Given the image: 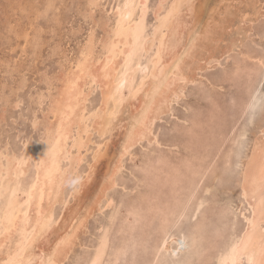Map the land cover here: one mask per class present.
<instances>
[{"label": "rangeland", "instance_id": "1", "mask_svg": "<svg viewBox=\"0 0 264 264\" xmlns=\"http://www.w3.org/2000/svg\"><path fill=\"white\" fill-rule=\"evenodd\" d=\"M89 1L0 0V152L3 154L1 157V160L3 162H6L7 156L13 154L17 155L19 158H25V160H28L31 156L30 152H32L31 149L33 148L32 145H34V143L35 148L40 149V147H42L41 145L43 143V139L46 138L45 136H47L48 132L47 126L50 124V122H54L56 119V117H53L55 115L52 112L50 114L51 106L48 107L50 103L49 99H51L52 104V98L58 95L61 91L63 80L64 78H66V76H68V74L71 73V66L73 68V66L75 65L76 59L80 55L81 48L84 43H86L90 33L93 31L95 35L97 34L98 36L96 35V37L98 40H101L103 37H105V28H109L111 25H113L114 12L118 7L117 4H119L123 0H96L94 6L88 4L87 2ZM216 1L218 2L219 0L208 1L209 3L207 7L203 10L205 11V13L200 12L202 16L200 15V13L197 14L195 12L197 11V9L195 8V10L193 9V12H195L196 15L201 16L200 18L203 22H205L207 20L206 16L208 18V15L211 14L212 6L217 3ZM197 2H199V0H194L193 7L197 8V5H199V3L197 4ZM235 2L234 4H238V0ZM261 2L264 7V0H261ZM158 4L159 0H149V12L147 19L148 26L150 25L149 27L151 30L147 27L148 31L146 29V33H144L143 35L144 37L140 39L142 42L140 41L141 45L140 47L138 46V48L140 49H138L139 54L137 53L139 57H142L139 59L141 62H139L143 66L156 54V46H153V48L151 49L152 51L149 50L148 52H146V50L143 49L142 46L153 36L152 30H154V24L156 23V16L154 14L155 8L158 6ZM210 4L212 5L210 6ZM239 6L243 7L242 4H239ZM93 8L95 11L93 10ZM207 9H209L210 11H208ZM139 10L138 13L140 12ZM187 13L188 12L186 11L185 23H187L188 21L189 23L187 25L185 24L183 30L184 38L181 44L182 48L185 45L189 46V36L193 37V35H197L201 29V24L198 26L196 25L195 27L197 32L194 31L196 19H194V15H189ZM104 17L109 18L105 20ZM203 17H205L206 20ZM102 18H104V20ZM236 21V23H238L237 19ZM250 23L252 22L249 20L246 21L245 27ZM243 24L244 23H241V25ZM236 26L237 25H235L234 28H236ZM191 31H194L192 32L193 35L190 33ZM235 33L233 32V34ZM245 33L246 34L242 43V47L240 46L239 48L232 50V52L226 55L227 57L225 55L222 56L220 61L217 62L220 64H218L213 70H197V77H199L200 79L189 84L186 87L188 89L184 90V95L179 100H174L172 102L170 109L171 111H168L167 114H163L161 118L156 121L154 132L157 135V140L151 141V139H144L146 141H141L137 144V146L132 148V150L125 155V161H123L124 165L122 166L123 169H121L117 174L116 186L110 188L112 190H108V197H104L97 209L94 210L95 212H92V214L89 216L87 225L85 228L81 229L79 238L76 242V244H79L74 246L72 250L73 252L69 254L70 257L68 256L69 258L65 260L66 262H64V264H89L94 255L93 252H95L97 246L99 245L102 233L106 227L110 230V237L108 238V244L101 264H149L151 260V264H165L167 257L172 258L166 253H164L166 257L162 253H160L153 261L154 252L156 253V246L158 243L156 239L158 238V240H160L159 237L161 236L159 235H162L163 228L166 227L163 225H170V223H172V219L170 218H173L172 212L174 213L179 207L186 206V201L188 204L187 210L184 217H182L178 228L180 230H184L189 248L185 252L180 253L177 260L180 264H215L217 260L216 254L219 249L225 247L228 241L231 239V236L233 234H238L240 229L246 223L244 215L248 214V210L246 209L247 204L244 202V198L239 188V179L242 172L241 164L246 160V154L249 152L252 141L255 138L256 134L260 131L261 126L264 124L262 120L264 116V80L260 81V79L262 78V74H264V18H262L258 22H255L252 30L248 31V33ZM237 36H240V38L243 37V35L239 34ZM196 43H202V40H196ZM36 46L39 47L36 48ZM98 49H100L99 44L97 45L96 53L99 52ZM235 50L239 52L237 53ZM178 56L180 62H182L185 57H187L186 52L183 53L182 50H180ZM146 58L148 60L147 62ZM70 62H72L73 65L72 63L70 65ZM225 64L228 66H226ZM224 65L226 68L224 67ZM214 70H216V73H213L215 72ZM141 72V70L137 71L134 77L135 81L133 80L134 82H132L131 85H135L136 87L138 86L143 75V72L142 74ZM63 73L66 74L64 77L62 76L64 75ZM200 75L202 77H200ZM209 75L211 76L209 77ZM49 76L50 78H48ZM51 77L55 78L51 79ZM59 79L62 81V83ZM261 82H263V88H261ZM98 83L95 82L93 83L94 86L92 85L90 87H85L86 91L90 93V99H87L86 101L87 105L85 106V114L87 116H91L88 120V124H90L89 129L91 131L89 130V132L92 142L90 141V144L88 143L86 147H84V152H82L83 158L85 157L86 159H83L84 161H81L80 167L78 166L77 170L75 171L76 174H72V181L70 180L68 182L70 184L67 183L68 185L65 186L64 197L65 201L69 203H58L54 209L53 221H56V226H58L59 223L62 222L63 215L67 210L66 207L69 206L70 203L75 204L74 202L80 200L81 206H79L80 208L82 207V209H84L83 207L88 204L85 201L90 200L93 192L97 188L99 180L102 178L103 174L106 173L108 168L107 166H109L108 164H110L109 162H111L113 156L118 153L122 136L128 125V122L130 121L129 114L135 111L136 108V105L133 103L134 100H130V89L126 88L124 97L126 102L129 100L130 103L127 102L128 106H126L123 111L124 115H122V117L120 118L117 128L112 131L113 133L111 132L108 133L109 135L107 134L102 136L94 128V118L92 116L94 112H97L99 110L102 102L101 85L100 83ZM96 84L98 85L96 86ZM50 86L53 87V90H50V88L52 89V87ZM253 87H258V89L261 90L259 91L262 94L257 92L254 97L255 99H250V94ZM54 90H56L55 92H57V94L53 93ZM190 90L192 91V93H194L192 94ZM3 91H5L6 93H3ZM49 91L51 92L50 94ZM37 93L38 95H43V98L45 97V101L41 98L42 96L40 97L41 99L38 98L40 95L36 96ZM188 93L191 96L188 95ZM48 95L51 96L48 97ZM259 100L261 102L263 101V103L261 104ZM95 103H98V106L95 105ZM110 105H113V102ZM123 107L124 104L121 108ZM42 109L46 112V114L44 111H42ZM176 111L178 112L176 113ZM177 117L179 118L178 120ZM161 119L162 121H160ZM236 120L237 125L234 133H242L241 137L239 134L237 136V140H225V134ZM31 129H33V131ZM208 130H210V132ZM212 131L214 132V138H212ZM178 135L182 138L177 137ZM207 136L211 143H208L209 140L208 138H206ZM176 137L178 139H176ZM183 138L185 139V141ZM71 141L72 140H69L68 143L71 144ZM106 141L107 144L105 143ZM180 141H183L184 143ZM204 143H206L204 147L200 146L204 145ZM97 144H100L101 147ZM207 144L208 146H210V149L206 148L205 151V147ZM105 146H108V150ZM85 148H88L89 150ZM105 149L107 151H105ZM229 149L232 151L231 156L229 158H226V153L229 151ZM98 150H100L104 154V156L99 160L94 158V155ZM11 151L13 153H11ZM85 153L88 154L87 157ZM30 159L28 161L30 166L26 170V173H19L14 177L13 180L14 184H18L23 189L27 188L30 185L36 175V166L32 162H35L36 159L32 158V161ZM188 160H190V162H188ZM169 161L171 162V164ZM182 161H187V163H184ZM96 162L97 167L95 166V168H93L92 165ZM166 162L171 166H168ZM191 162L195 164L197 168L196 175L194 172H190L189 168L191 167ZM210 162L212 164V167H210L207 172L206 167H208L207 165ZM183 163L187 167L183 166ZM68 165L69 161H62V166L64 168ZM201 167H204L203 170L201 169ZM152 168H154V170ZM215 168L217 172L221 173V175L214 178L211 172L212 169ZM79 169L82 172H80ZM170 169L172 170L171 172ZM91 172H93V177H91V179H93L87 181L86 179ZM189 172L191 174H194L195 177L192 178ZM176 175L181 176L180 179L176 178L178 177ZM201 175L203 177L205 176L204 179L200 178L202 177ZM158 178L161 180H157ZM194 178H200L201 184L199 183V185L195 189L196 195L193 196L191 198V202H189V195H187L188 192L186 187L184 186L190 183ZM172 179H177V181L175 182L177 184H175L173 182L174 180ZM167 180H169L168 183H170V185L172 186L167 183V191H163L165 189L164 187H166ZM211 181L213 182L211 183ZM150 183L153 184V186ZM154 184H156L157 186H155ZM212 184L213 186L211 187L210 185ZM206 185H209V189L205 190ZM160 187L161 189L164 188L162 190L163 192L161 191L163 194L159 192L160 195L158 196L159 193L157 195L156 193L161 190ZM171 187L175 191L174 194ZM213 187L215 188L212 189ZM170 189L173 196L176 197V200L173 196H169L171 195V193H167ZM197 189L198 192L196 191ZM80 190H82L81 194H79L81 197L77 198L78 193L76 192H79ZM181 190L183 191L181 192ZM143 191H146L145 193L147 194H144ZM9 192L10 191L7 190L4 195L0 197V217L3 212L2 209L4 208V205L6 204V201L8 199ZM167 194L169 195L166 196ZM152 195L155 197L157 196V198H154ZM163 195L166 196V199L168 197L169 200L171 199L170 202L172 204L170 205L172 206L170 208L168 204L169 200L165 201V199H163L165 198V196L163 197ZM83 196H85L86 199L85 197L83 198ZM24 197L25 194L22 193L21 200H24ZM151 197L152 201L150 205ZM106 198L108 201L106 200ZM198 199H204L205 203L199 210L198 215L193 218L191 216V209L193 207L194 201H197ZM111 200L113 203H111ZM179 200L180 202H178ZM241 201L243 202V204L240 203ZM147 203L149 204L150 208H148L149 206H147ZM154 203L156 206H158L157 209ZM164 204H166L165 207ZM138 206L140 208H138ZM152 206L155 207V211L157 210V213L155 214L156 216H158L157 218L155 215L154 217L152 216L155 213L153 211L154 207ZM161 206L164 209L160 208ZM173 207H175V209ZM98 208L102 211H99ZM168 208L171 210V212L170 210H167ZM82 209L80 210L81 212H83ZM149 210L151 212H147ZM144 211L150 213V215L144 213ZM164 211H166V213L168 211L167 214H169L170 212V216L166 215V217L164 215ZM137 212L140 213L138 214ZM161 213L165 217L162 218L163 215H161L160 217ZM140 214H143V216H141ZM147 218L152 220L146 221L145 219ZM165 218H168L170 222L166 221ZM133 220L134 225L132 222ZM142 220H145L144 223L142 222ZM139 221L141 222L137 223ZM155 222H158L159 225ZM166 222H168V224ZM100 224H102L103 226ZM136 224L138 225V227L139 225H144L138 228ZM145 224H147L149 229ZM131 227L133 229H135L136 227L137 228L133 230ZM146 227L148 230L146 229ZM156 227L159 230L161 228V230L159 231V235L157 234L158 230L157 233H155ZM141 228H143L142 233L146 232L147 234H140ZM153 228L155 231L153 230ZM151 229L152 232L150 231ZM82 231L83 233L85 232V234H83ZM153 232L155 233L154 235H156V237L153 235ZM131 235H134L136 241L141 240V243L138 242V244L141 245H136L137 242L132 238ZM138 236L139 238H136ZM141 236H147V238L145 237L146 239L144 238L146 242L145 240L142 241ZM129 240H132L131 243ZM134 241L136 242V244ZM147 241L149 242L147 243ZM133 242L135 245L132 244ZM144 242L147 244L145 245V247L147 248L141 250V248L144 247ZM133 245L136 246V248L138 247V249L136 250ZM152 247H154V249ZM37 253L39 254V256L43 254L42 247L37 249Z\"/></svg>", "mask_w": 264, "mask_h": 264}, {"label": "bare ground", "instance_id": "2", "mask_svg": "<svg viewBox=\"0 0 264 264\" xmlns=\"http://www.w3.org/2000/svg\"><path fill=\"white\" fill-rule=\"evenodd\" d=\"M208 1L209 0H199L197 4L199 3L200 6L197 5V8H196V7H193L194 0H159V4L155 8V14H154L156 16V19H155L156 23L154 24V30H152L153 36L149 40L147 39L148 41L147 42L145 41L146 43H144L142 46V48L145 49L146 52L151 50L153 46H156V54L149 61L146 58V62L147 61L148 62L146 64L144 63L145 64L144 66L141 65L140 63L141 61L139 60L142 57L138 56L139 54L138 46L140 47L141 45L140 39L144 37L143 35L144 33H146V29L147 31H148V28L150 29L149 27L150 25L148 26V19H147L148 12H149V0H123L122 2L117 4L118 7L115 6L117 7V9L115 8L116 10L114 12V23L109 28H105V32H106L105 37H103L101 40H98L96 37L97 34L95 35V33L92 31L86 43H84V45L82 43L83 46L81 48L80 55L76 59V63L73 66V68L71 66V70H72L71 73L68 74L66 78H64L62 89L60 88L61 91L59 92L58 95H56L57 92L55 91L57 89L54 90L53 93H56L55 94L56 96L52 98V104H51V99H49L50 103L48 107L51 106L50 114L52 112L55 115L53 117H56V119L54 118L55 121L50 122V124L47 126L48 132L46 131L47 136H45L46 138L43 139V143L41 145L42 147H40V149L35 148V143L34 145H32L33 148L31 147L32 152H30L31 156L29 157V159L30 158L36 159L35 162L30 159L36 166V175L27 188L23 189L18 184H14L13 180H14V177L17 176L19 173L21 172L26 173V170L30 166L28 162L29 159L25 160V158H19L17 155L13 154V155L7 156V158L3 157V158H6V162H3L1 160V157L3 154L0 152V197L4 195V193L7 190L10 191L8 199L6 201V204L4 205V208L2 209L3 212L0 217V264H64V262H66L65 260L70 257L69 254L73 252L72 250L74 246L79 244V243L76 244V242L79 238L81 229L86 227L89 216L92 214V212H95L94 210L97 209V207L99 206L103 198L107 196L108 190H112L110 188L116 186L117 174L121 169H123L122 166L124 165L123 161H125L124 160L125 155L129 153L132 150V148L137 146V144L143 141L144 139H148V140L151 139V141L157 140V135L154 132V126H155L156 121H158V119H160L163 114H167L168 111H171L170 109H171L172 102L174 100H179L184 95V90L188 89L186 87L189 84L196 82V80L198 81L200 79L199 77H197L198 76L197 70L198 71L199 70L205 71L208 69L213 70L218 64H220L217 62L220 61L222 56L224 55L226 56L228 53L232 52V50L237 49L240 46L242 47V43L244 41L245 34H246L245 32L248 33V31H251L252 28L254 27V23L264 18V7L262 5L261 0H238V4H234V2L237 0H219L218 2L216 1L217 3H215V5L212 6L211 14L208 15V18L206 16L207 20L205 19V17H203L206 20L205 21L203 19L206 22L205 23L200 18L202 16L200 12L205 13V11L203 10L207 7L209 3ZM89 2L87 3L90 4L91 6H94V4L96 3V0H90ZM239 4H242L243 7L239 6ZM211 5L212 4H210V6ZM198 6H199V9H198ZM194 8L197 9V11L195 12L197 14L200 13L201 16H198L195 14V12H193ZM138 10L140 11L139 13H138ZM207 10L210 11L209 9ZM186 11L188 12L187 14L194 15V19H196L195 25H194L195 30L194 29L193 30L196 31L195 26L196 25L198 26L200 24H201V27H200L201 29L199 28L200 32H198L197 35H193L192 32L194 31H191L190 33L193 35V37L189 36L190 45L189 46L185 45L182 48L181 44L184 38L183 30H184L185 24L187 25L189 23V21L185 23L186 22ZM104 18L102 19L104 20ZM107 18H105V20ZM236 19L238 20V23H236L237 22ZM248 20L251 21L252 23H250L249 25L245 27V23ZM241 23H244V24L241 25ZM235 25H237L236 28H234ZM185 31H184V34H185ZM233 32L234 33L236 32V33L233 34ZM237 33L239 35H243V37L240 38V36H237L238 35ZM196 40L197 41L202 40V43H196ZM98 44L100 46V49H98L99 52L96 53ZM38 47L39 46H36V48ZM180 50H182L183 53L186 52V56H187L182 62H180L178 59L179 58L178 54ZM235 51L237 52V50ZM71 63L72 62H70V65ZM138 70H141L143 72V75H142V79H140L141 81L138 84V86L136 87L134 85L135 86L134 87L133 85H131V83L135 81L134 77ZM214 71L215 72L213 73H216V70ZM65 75L66 74L62 76L64 77ZM210 76L211 75H209V77ZM200 77L202 76L200 75ZM48 78H50V76ZM52 78H55V77H51V79ZM262 80H264V74H262V78L260 79V81ZM60 82L62 83L61 80ZM95 82L97 83L99 82L101 85L102 102H101V106L99 107V110L97 112H94V114L92 115L94 118L93 126H95L94 128L102 136L107 135L108 133H111L115 128H117L120 118L122 117V115H124L123 111L126 108V106H128V103H130L129 100L127 101L128 102L127 103L124 97L126 88L130 89V91L129 90L127 91H129V94L131 92L130 100H134L133 103L136 105V108H135V111L129 114L130 121L128 122V125L122 136V140L120 142L118 153H116V155L113 156L112 161L109 162L110 164H108L109 166H107L108 167L107 171L106 173L103 174L102 178L99 180L97 188L93 192L90 200H86V201L84 200L88 204L85 203L86 205L83 207L84 209H82V207L80 208L81 206L80 200L78 201L76 200L77 202H74L75 204H72V203H70V205L68 204L69 206L66 207L67 210L65 214L63 215V218L61 217L62 222H60L59 225L56 226L57 225V224L55 225L56 221L55 222L53 221L54 209L58 203L60 204V203L66 202L65 197H64L65 186L70 184L68 182L72 179V174L73 173L76 174L75 171L77 170L78 166L80 167L81 161L83 159H86L85 157L83 158V152H84L83 149L91 141V135L89 132L90 124H88V120L90 119L91 116L89 115L87 116L85 114V110H86L85 106L87 105L86 101L87 99H90V96H89L90 93L86 91L85 87L87 86L90 87L92 85L94 86L93 83ZM262 83L263 82H261V84ZM98 84H96V86ZM261 88H263V84L261 85ZM50 90H53V87L52 89L50 88ZM259 90L260 89H258V87H253V89L251 90L250 99H253L257 92L261 93L260 92L261 90L260 91ZM5 91H3V93ZM50 93L51 92L49 91V94ZM39 95L38 93L36 94V96H39ZM188 95L190 94L188 93ZM50 96L48 95V97ZM40 97L42 99L45 98V97L43 98V95H40L38 98ZM111 101L113 102V105H110L112 104ZM262 103L263 101L261 102V104ZM97 104L95 103V105ZM123 104H124V107L121 108ZM248 104H249V101H248ZM42 111L44 110L42 109ZM178 111H176V113ZM42 119H43V116H42ZM178 119L179 118L177 117V120ZM262 120L264 123V116ZM160 121H162V119ZM236 125H237V120L230 127V129H228L227 133L226 134L224 133L225 140H229V141L237 140V136L239 134L241 137L242 133H237V134L234 133ZM31 130L33 131V129ZM208 131L210 132V130ZM177 137H179V135ZM177 137L176 139H178ZM179 138H182V137H179ZM206 138H208V136ZM212 138H214V132H213ZM69 140H72L71 144L68 143ZM107 141L105 142L106 144H107ZM180 142L184 143L183 141H180ZM208 143H211V141L209 140ZM205 144L206 143L200 146L204 147ZM97 145L100 146V144H97ZM207 146L208 144L205 147V151H206V148L210 149L209 148L210 146L208 147ZM85 149L89 150L88 148H85ZM107 150L105 149V151ZM1 151H4V150H1ZM231 152L232 151L229 149V151L226 153V156H227L226 158H229L231 156ZM11 153L13 152L11 151ZM87 155L88 154H86V157ZM103 156H104L103 152L98 150L96 151L94 158L99 160ZM64 160L69 161V165L66 166L65 168L62 166V161ZM185 162L187 163V161ZM188 162H190V160H188ZM96 165H97V162L93 164L92 167L95 168ZM190 165H191V167L189 168L190 172L191 173L194 172L196 175L197 168L195 164L191 162ZM241 165H242V172H241V176L239 179V185H240L239 188L244 198V202L247 204L246 209L248 210L247 211L248 214H245V215L242 214L245 216L244 218L246 219L245 221L246 223L240 229L238 234H233L231 236V239L228 241L225 247L219 249V251L216 254L217 260L215 264H242V263L244 264H264V124L261 126L260 131L256 134L255 138L253 139L252 144L249 148V152L246 154V160ZM168 166H171V165H168ZM183 166H186V165L184 164ZM207 166L208 167H206V171L208 172V169L212 167L211 162ZM203 168L201 167L202 170ZM152 169L154 170V168ZM159 171H162V170H159ZM171 171L172 170L170 169V172ZM80 172L82 171L80 170ZM173 172H174V169H173ZM92 173L93 172H91L89 176L87 177L86 179L87 181H89L91 177H93ZM211 173L214 176V178L221 175L220 172H217L216 168L212 169ZM195 175L191 174V177L193 178L195 177ZM176 176H178L176 178H179V179L181 177L179 175H176ZM204 177L202 176L200 178L204 179ZM200 178L199 179L194 178L195 180L192 179L190 183L184 186L187 189V192H188L187 195H189V198H188L189 202H191V198L196 195L195 189L200 183ZM157 180H161V179L158 178ZM172 180H174L173 181L174 183L177 181V179L176 180L172 179ZM168 181L169 180H167L166 182V187H164L165 189L162 187L164 189L163 190L160 187L161 190L158 191L156 195L159 192L163 194L162 192L167 189ZM212 182L213 181H211V183ZM168 184L170 185V183ZM151 185L153 186V184ZM154 185L157 186L156 184ZM210 186L212 187L213 184ZM214 188L215 187H213L212 189ZM206 189H209V185H206L205 190ZM183 190H181V192ZM81 191L82 190H80L79 192H76L78 193L77 198L81 197L79 195L81 194ZM169 191L167 193L170 194L171 189ZM196 191L198 192V189ZM145 192L144 194H147ZM172 192L174 194L175 192L174 189L172 190ZM22 193L25 194L24 200H21ZM160 193L158 194V196L160 195ZM169 194H167L166 196H168ZM173 194L171 193V195L169 196H173ZM85 196H83V198ZM164 196L165 195H163V197ZM166 196L165 198H163L165 199V201L169 200L168 199L169 197L166 199ZM153 197L157 198V196L156 197L153 196ZM150 199H151L150 200V205H151L152 197ZM174 199L176 200V197H174ZM170 200L168 203L169 208L172 206L170 205L172 204ZM178 202H180V200ZM66 203H69V202H66ZM111 203H113L112 200H111ZM204 203H205L204 199H198L197 201H194L193 207L191 209V212H192L191 216L193 218H195L198 215V212ZM240 203L243 204L242 201ZM160 204H163V203H160ZM165 205L166 204H164V207ZM187 205L188 204L186 201V206L179 207V208L177 207L178 209L176 208L177 210L174 213L172 212L173 218L170 217L172 219L171 221L172 223H170V225L162 224L163 226H166L163 228L162 235H159L160 233L159 231L161 230V228L160 230L157 228L159 223L155 222V223H158V225L156 227V231L154 230V228L153 230L155 231V233H157V230H158L157 234L161 237L158 236L160 240H158V238L156 239L158 243L156 246V253L152 251L154 252L153 261L155 258H157L156 256H158L160 253H162L163 255L164 253H166L168 256H171L172 258L167 257L165 264H180L179 261L177 260L178 255L180 253L185 252L189 248L188 247L189 245L187 243L188 241L186 240V235L184 234V230L182 229L180 230L178 228V225L182 217H184L185 212L187 210ZM139 206L138 208H140ZM147 206H149L148 203H147ZM157 207L158 206H156V209ZM148 208H150V206ZM160 208L164 209L162 206ZM169 208L167 210H170ZM173 208L175 209V207ZM81 209L83 210V212L80 211ZM153 211L155 212L152 215L154 217V215L157 213V210L155 211V207ZM147 212H151V211L149 210ZM147 212L144 211V213H147ZM170 212L169 214H167L168 211L167 213L166 211H164V215L170 216ZM143 214H140V215L143 216ZM147 214L150 215V213H147ZM161 215L163 214L161 213L160 217ZM164 215L162 216V218L165 217ZM157 217L158 216H156V218ZM141 218H144V217H141ZM152 219L147 218L145 220L147 221V220H152ZM165 219L166 221H169L168 218H165ZM144 221L142 220L143 223ZM132 222L134 225V220ZM140 222L141 221L137 223H140ZM166 223L168 224V222ZM142 225H139V227H142ZM145 225L147 226V224ZM142 230L143 228H141L140 230L141 233L139 232L140 234L146 233V232L142 233ZM109 231L110 230L107 227L104 229L99 245L97 246L95 252H93L94 255L89 264H101V261L103 259V256L106 251L107 244H108V238L110 237ZM144 231H145V228H144ZM150 231L152 232V229ZM155 233L153 232V235ZM83 234H85V232ZM154 236L156 237V235ZM141 237H142V241L147 238V236H145L146 238L143 236ZM132 238L135 239L134 235L132 236ZM136 238H139V236ZM140 241H136L137 244L136 242L135 244L141 245V244H138V242ZM134 242L132 244H134ZM148 242L149 241H147V243ZM145 245L147 244L145 243L144 247L141 248V250L144 248H147L145 247ZM40 247H42L43 254L39 256V254L37 253V249ZM134 247L136 248V246ZM154 247L152 248L154 249ZM137 249L138 247L136 248V250ZM151 261L149 264L152 263Z\"/></svg>", "mask_w": 264, "mask_h": 264}]
</instances>
